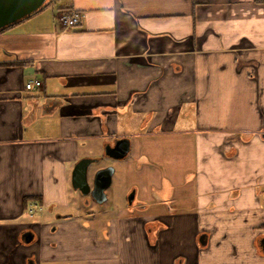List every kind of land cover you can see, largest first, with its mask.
I'll return each mask as SVG.
<instances>
[{"label": "crops", "instance_id": "1", "mask_svg": "<svg viewBox=\"0 0 264 264\" xmlns=\"http://www.w3.org/2000/svg\"><path fill=\"white\" fill-rule=\"evenodd\" d=\"M52 2L0 33V264H264V2ZM121 138L85 213L74 167Z\"/></svg>", "mask_w": 264, "mask_h": 264}, {"label": "water", "instance_id": "2", "mask_svg": "<svg viewBox=\"0 0 264 264\" xmlns=\"http://www.w3.org/2000/svg\"><path fill=\"white\" fill-rule=\"evenodd\" d=\"M53 0H0V30L19 23L40 10L47 7ZM130 150V142L127 138L118 139L113 146L107 145L105 154L108 157L121 160L124 159ZM98 158L80 159L72 172V186L79 190L84 196H91L97 203L102 204L107 199L106 190L112 184L114 173L113 166L100 168L94 174L92 183L88 178L89 167L92 163L98 162ZM134 198L132 192L128 201L131 203ZM264 242V240H263Z\"/></svg>", "mask_w": 264, "mask_h": 264}, {"label": "rangeland", "instance_id": "3", "mask_svg": "<svg viewBox=\"0 0 264 264\" xmlns=\"http://www.w3.org/2000/svg\"><path fill=\"white\" fill-rule=\"evenodd\" d=\"M53 3L54 2H52V4H50L48 6V7H50V9H51ZM128 157H129V155H128ZM122 161H124V160L118 161V160L113 159L111 157L105 158L104 155H102V158H100L98 160V162L92 163L90 165L89 170H93V168L99 167V166H104V167L113 166L116 169L115 175L113 178L112 185L110 187H108L106 190L107 200L104 203H102V204L97 203L91 196H88V197L82 196L83 200L81 202L82 204H80L79 209H81L85 213L86 212L87 213L92 212L94 214L98 213L97 217H102V216H104V215H102V212H103L102 210L106 209V207L110 209L111 207H113V205L119 206L118 202L122 201L121 198H123V196L121 195L122 193L120 192V189L123 186V180L120 179L119 174H118V170H120L121 166H122V164H121ZM32 215L33 216H30L29 214H27L25 219H27L28 221H33V222H41L42 216L44 215V211L35 210V211H33ZM109 215H111V214H109ZM102 221H103V223H105V224H103V226L108 225V216H105L102 219ZM52 224H54V223H52ZM49 229H50V226H49L48 230ZM49 233L52 234V232H49Z\"/></svg>", "mask_w": 264, "mask_h": 264}, {"label": "built area", "instance_id": "4", "mask_svg": "<svg viewBox=\"0 0 264 264\" xmlns=\"http://www.w3.org/2000/svg\"><path fill=\"white\" fill-rule=\"evenodd\" d=\"M82 17H83L82 13L78 11H72L71 13L61 14L59 16V20L66 26H74L81 21ZM41 85L42 82L40 80H35V81L27 82L25 88L27 90H33L36 87H40ZM39 208L40 205L38 203H32L30 205L29 212H33L35 210H38Z\"/></svg>", "mask_w": 264, "mask_h": 264}, {"label": "flooded vegetation", "instance_id": "5", "mask_svg": "<svg viewBox=\"0 0 264 264\" xmlns=\"http://www.w3.org/2000/svg\"><path fill=\"white\" fill-rule=\"evenodd\" d=\"M85 197H88V196H85ZM40 203V202H39ZM38 203V204H39ZM40 205V204H39ZM43 209V206L40 205V208L38 210H42ZM31 216L33 212H29ZM58 219H61L58 218ZM57 229V223H54L50 226V232H55V230ZM22 241L27 243V244H31L33 242H38L39 241V237H37V235L34 233V231H32V229H27L24 231V233H22ZM264 244V242H262ZM51 244L54 245V242H52ZM29 262H35L36 259H34L33 257H31L30 259H28ZM36 263V262H35ZM52 262H49L47 264H51Z\"/></svg>", "mask_w": 264, "mask_h": 264}, {"label": "trees", "instance_id": "6", "mask_svg": "<svg viewBox=\"0 0 264 264\" xmlns=\"http://www.w3.org/2000/svg\"><path fill=\"white\" fill-rule=\"evenodd\" d=\"M257 2H259V3H262V2H264V0H256ZM11 27V26H10ZM10 27H7V28H5V29H2V30H0V33L1 32H3V31H5V30H7L8 28H10ZM35 199V198H34ZM33 199V200H34Z\"/></svg>", "mask_w": 264, "mask_h": 264}]
</instances>
